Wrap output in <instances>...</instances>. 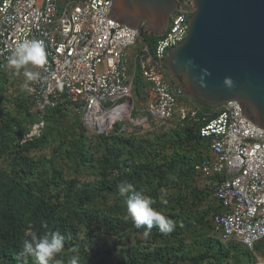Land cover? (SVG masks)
Returning <instances> with one entry per match:
<instances>
[{
  "label": "trees",
  "instance_id": "obj_1",
  "mask_svg": "<svg viewBox=\"0 0 264 264\" xmlns=\"http://www.w3.org/2000/svg\"><path fill=\"white\" fill-rule=\"evenodd\" d=\"M140 32L153 49L160 35L149 34L144 26ZM8 77L2 68L0 264H35L32 257L20 254L23 240L30 239L31 232L56 230L72 234L56 257L66 264V251L73 246L86 264H260L252 252L239 244L226 245L212 233L214 210L195 172L208 149L199 134L202 123L176 121L163 133L149 131L141 137L117 133L120 125L91 135L70 102L39 117L23 95L10 94L16 83ZM148 86L139 72L134 92L138 101L146 99ZM199 104L203 112L211 109ZM137 116L134 111L133 118ZM40 121L45 123L41 135L28 139ZM47 149L50 158L33 155ZM81 173L94 179L82 181ZM121 182L132 183L136 192L150 197L152 207L175 222L174 230L162 234L154 226L145 238L144 228L136 229L125 219L127 197L117 190ZM132 234L145 241L136 240L121 257L101 244L102 237L121 240Z\"/></svg>",
  "mask_w": 264,
  "mask_h": 264
},
{
  "label": "built area",
  "instance_id": "obj_2",
  "mask_svg": "<svg viewBox=\"0 0 264 264\" xmlns=\"http://www.w3.org/2000/svg\"><path fill=\"white\" fill-rule=\"evenodd\" d=\"M113 1L0 0V72L6 68L9 81L16 83L10 93L23 95L39 117L70 102L93 134L109 133L116 125L121 133L150 123L155 129L176 121L202 123L199 134L208 149L195 172L214 210L212 233L255 255L264 241V128L247 118L236 100L203 112L169 73L167 53L189 33L192 0H178L153 49L140 29L109 17ZM25 39L41 41L47 54L43 68L29 66L40 73L28 82L30 92L22 87L26 78L10 76L7 66L8 56ZM142 41V48H134ZM139 72L149 85L143 108L134 96ZM134 111L139 117L133 118ZM44 126L36 123L27 138L40 136ZM256 258L264 264V256Z\"/></svg>",
  "mask_w": 264,
  "mask_h": 264
},
{
  "label": "water",
  "instance_id": "obj_3",
  "mask_svg": "<svg viewBox=\"0 0 264 264\" xmlns=\"http://www.w3.org/2000/svg\"><path fill=\"white\" fill-rule=\"evenodd\" d=\"M186 39L167 53L181 90L207 106L236 100L264 128V0H192ZM178 0H114L109 17L162 35ZM180 80V81H179Z\"/></svg>",
  "mask_w": 264,
  "mask_h": 264
},
{
  "label": "clouds",
  "instance_id": "obj_4",
  "mask_svg": "<svg viewBox=\"0 0 264 264\" xmlns=\"http://www.w3.org/2000/svg\"><path fill=\"white\" fill-rule=\"evenodd\" d=\"M47 62V54L44 45L36 39H25L20 42L7 58V66L12 71L10 76L19 77L23 75L25 83L22 87L29 92L30 81L36 80L40 73L32 71L31 68H43ZM117 190L121 196H126L127 216L136 229L144 228L143 236L147 238L152 228L155 226L162 234H169L175 228V222L167 218L152 207L153 200L134 190V185L128 182H121L117 185ZM130 194V195H129ZM27 235V233H26ZM72 239V234L68 232L62 234L60 230L48 231L43 235L36 232L30 233V239H24L22 242L21 255L32 257L35 264H63L62 260L56 259L64 247L65 241ZM70 251L73 255L70 257L68 264H81L79 248L73 246Z\"/></svg>",
  "mask_w": 264,
  "mask_h": 264
},
{
  "label": "rangeland",
  "instance_id": "obj_5",
  "mask_svg": "<svg viewBox=\"0 0 264 264\" xmlns=\"http://www.w3.org/2000/svg\"><path fill=\"white\" fill-rule=\"evenodd\" d=\"M142 47H143V41H142V43H138L136 46H134V48H136V49L137 48H142ZM134 96H135V93H134ZM135 102L137 103V105H140L141 108L144 107L145 103L143 101L136 100ZM137 117H139V116H137ZM169 128L170 127H167V128L163 127V128H160V129H155L154 126L150 123V126H146L144 128L142 126L140 128L134 129V130L133 129H129V130L126 131V133L129 136L141 137V136H144V135L147 136L149 131H159L160 130L163 133V132L169 130ZM89 133L91 135L93 134L91 131H89ZM33 155L39 156L40 158H44V157L50 158L51 157V150L47 149V150L42 151V152L33 153ZM0 163H3V162L0 161ZM67 168H69V167L67 166ZM79 177L82 179V181H91V180L94 179V176L92 174H90V173H81V174H79ZM199 181L200 180L198 179V182ZM163 192L166 193L165 190ZM171 192L169 191L168 193L171 194ZM168 193H167V195H168ZM102 238H103L102 239L103 242L101 244L103 245V247L105 245L106 247L112 248V250L117 254V257H121L122 255H124L123 249L130 247L133 242L134 243L136 242V240L140 239L142 241L143 240L145 241V238L142 235H140V234H137V235L132 234L131 237H129V238L125 237V238H123L121 240L117 236H106V237H102ZM131 240H132V242H131ZM123 243H125V244H123ZM89 249H90V246H88L86 244L85 245V250L87 251L89 256H91V258L94 260V257L91 255V250H89ZM72 255H73V253L70 250L66 251V259H67L66 261H67V263H68V261H69V259H70V257ZM260 256H264V244L261 245L260 249L258 251H256V253H255V257H260ZM81 264H86V263L81 259Z\"/></svg>",
  "mask_w": 264,
  "mask_h": 264
},
{
  "label": "bare ground",
  "instance_id": "obj_6",
  "mask_svg": "<svg viewBox=\"0 0 264 264\" xmlns=\"http://www.w3.org/2000/svg\"><path fill=\"white\" fill-rule=\"evenodd\" d=\"M118 114H119V113H118V111H117L116 113H114V115L112 114V115L109 116V117H111V120H112V119H114L116 116H118ZM106 116H107V118H109L108 115H105V117H106ZM109 129H110V128H109Z\"/></svg>",
  "mask_w": 264,
  "mask_h": 264
}]
</instances>
